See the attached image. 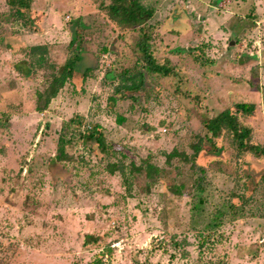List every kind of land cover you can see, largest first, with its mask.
<instances>
[{
    "label": "rangeland",
    "instance_id": "rangeland-1",
    "mask_svg": "<svg viewBox=\"0 0 264 264\" xmlns=\"http://www.w3.org/2000/svg\"><path fill=\"white\" fill-rule=\"evenodd\" d=\"M101 2L0 0V264H264V156L204 126L255 103L239 118L264 146V0H142L174 71L135 90L138 33ZM77 20L79 69L39 111Z\"/></svg>",
    "mask_w": 264,
    "mask_h": 264
},
{
    "label": "trees",
    "instance_id": "trees-1",
    "mask_svg": "<svg viewBox=\"0 0 264 264\" xmlns=\"http://www.w3.org/2000/svg\"><path fill=\"white\" fill-rule=\"evenodd\" d=\"M8 4L16 9V12L25 16L26 12L31 9L32 0H7ZM101 6L106 10L111 19L129 28L136 29L137 42L136 46L139 53V60L134 68L137 80L127 86L128 90L139 89L145 82L147 74H163L165 76L173 73L174 68L166 63H159L154 56L152 50V26L148 24L149 20L154 16L155 9L151 6H146L142 0H102ZM77 25L74 23L73 37L70 46L75 55L69 59L60 69L59 74L54 76L51 84L44 92H40L38 101V110L46 109L51 99L56 96L58 90L64 85L66 80L73 76L74 72L79 69V63L83 59L84 49L81 46V33L79 25L83 26L80 20H77ZM80 37V38H79ZM42 46L35 45L32 50H39ZM22 65L17 64V69H22ZM30 71L25 74L29 75ZM132 77V76H131ZM124 91V89H123ZM264 92V90H263ZM264 94V93H263ZM236 112L227 108L215 116L208 117L205 121L206 139L213 146L214 151H222V147L218 146L216 140L224 135H230L233 143L242 153H254L257 156H264V146L255 144L251 141L252 128L243 124L239 118L240 114L252 115L256 110L255 103L236 102ZM73 121V120H72ZM83 138L86 141L97 143L102 151L108 152L109 146L106 142V137L99 125H94L91 130L84 134ZM198 152H195V157ZM174 152L168 154V160L172 158ZM116 167V166H114ZM115 168H113L114 170Z\"/></svg>",
    "mask_w": 264,
    "mask_h": 264
}]
</instances>
